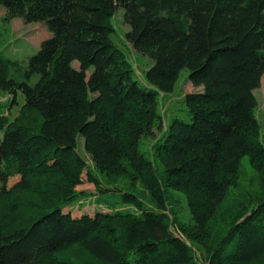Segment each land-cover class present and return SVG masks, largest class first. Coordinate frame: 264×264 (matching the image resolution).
I'll return each instance as SVG.
<instances>
[{
	"label": "trees",
	"instance_id": "1",
	"mask_svg": "<svg viewBox=\"0 0 264 264\" xmlns=\"http://www.w3.org/2000/svg\"><path fill=\"white\" fill-rule=\"evenodd\" d=\"M0 6L4 23L51 33L21 59L4 53L0 34V95L9 96L0 104V264H264V144L253 110L264 0ZM118 9L124 39L150 61L144 84L110 40ZM184 69L202 89L162 125L158 97ZM78 135L99 178L87 170L97 208L73 215L64 209L82 195L86 167ZM144 137L152 142L142 152Z\"/></svg>",
	"mask_w": 264,
	"mask_h": 264
},
{
	"label": "rangeland",
	"instance_id": "2",
	"mask_svg": "<svg viewBox=\"0 0 264 264\" xmlns=\"http://www.w3.org/2000/svg\"><path fill=\"white\" fill-rule=\"evenodd\" d=\"M122 11L118 9L113 17L111 18V27L113 28L112 33L110 35L112 43L116 46V48L120 49L122 53V57L129 63L132 75L136 79H138L141 83H145L144 80V72L150 65V61L133 51L131 45L124 39L125 32L127 31L128 27L123 22L122 18ZM3 15V10L0 6V34L4 39V43L2 46V50L5 54L10 57L21 59L26 55L33 54L39 48V45L46 40L47 37L51 35V33L46 30V26L43 23H23L19 18H13L11 21L4 23L1 20ZM76 66L77 63L74 62ZM264 72V71H263ZM188 71L186 69L182 70V73L179 74V77L173 87L172 92L162 95L160 94L158 97V109L162 120V125L167 123V120L173 115L178 114L179 109L182 108L183 105V98L186 93L199 91L201 87H194L192 83L188 80L187 75ZM258 87L254 89V97L256 99V106L254 110V116L258 120L260 124L259 130V138L261 142L264 144V73L261 76L260 83H258ZM9 99V96H1L0 95V104L6 103ZM16 100L18 104L13 105V113L15 114L18 110V106L21 105L23 102V98L19 93H17ZM142 144L140 145L141 151H145L149 149V146L152 140L148 138H142ZM83 137L81 135L77 136L76 143H77V151L80 153V156L86 162L85 171L82 176V183L76 187V190L81 191L82 195L77 196L73 199L68 206H66L65 211L70 212L73 215H78L80 212L84 213L83 211L91 212L95 210L97 207L94 206L93 201L95 200V186L90 177L87 175V170L94 174L96 177L99 178V172L95 165L91 161L90 157L84 151ZM247 157H244L245 164H247ZM17 178H12L9 180V183H12ZM125 182L122 179V182ZM180 200H182L180 198ZM102 206V204H99ZM226 204L223 205L221 210L225 208ZM125 206L117 205L116 208H124ZM185 214V213H184ZM183 214V215H184ZM186 216V215H184ZM182 217L184 220L185 217Z\"/></svg>",
	"mask_w": 264,
	"mask_h": 264
}]
</instances>
